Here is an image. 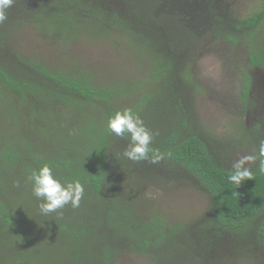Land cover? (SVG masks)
Returning a JSON list of instances; mask_svg holds the SVG:
<instances>
[{
  "label": "trees",
  "instance_id": "1",
  "mask_svg": "<svg viewBox=\"0 0 264 264\" xmlns=\"http://www.w3.org/2000/svg\"><path fill=\"white\" fill-rule=\"evenodd\" d=\"M143 1L13 0L10 12L15 13L16 19L7 28L5 26L0 42L7 38L8 31L26 22L44 32L43 22L48 21L52 32L41 34L54 38L60 45L68 42L69 34L74 37L72 32L79 30H125L128 36L137 34V28L128 26V21L134 11L150 5ZM71 5L75 11L66 17L73 11ZM156 5L157 0L147 12L162 11L183 17L198 40L190 46L192 51L189 55H177L170 52L171 35L161 29L162 37L158 40L163 48L153 43L148 50V57L154 62L151 68L147 65L149 75L144 78L149 90L142 97L127 98V103L131 101L128 108L116 105V96L138 92L145 83L128 84L125 95H121L115 89L126 84L123 81L110 83L97 78L92 81L88 73L79 77L76 72L73 74L76 78L70 77L47 69L38 62L28 70L19 68L21 64L16 62L8 61L3 65L0 58L1 92L16 95L17 103L27 104L31 114L29 125L23 131L25 136L13 142V147L4 145L6 140L0 137V264H35L37 252L40 262L44 254H51L46 249L41 250L48 242L66 243L62 259L55 264H112L129 234L126 229L135 222L133 210L127 207V195L111 190L113 178L117 175L129 179L143 177L144 183L158 177L163 180L172 178L178 183L192 185L209 201L208 210L186 227L187 236H191L188 241H172L175 232L184 230L183 225L168 230L161 226V221L158 225L156 220H139L136 223L139 224L136 232L140 235L136 236V241H129V248L150 258L151 264H158L157 258L164 252L161 247L164 244L169 254L173 251L186 264H241L245 260L264 264V171L259 166V146L264 141V114L259 125L243 130L241 141L252 144L257 159L252 168L253 179L237 187L229 180L233 165L230 159L234 157L229 153L233 149L231 143L226 141L228 144H225L224 139L198 126L195 113L189 106L192 105V96L198 91L191 81L189 59L203 42L224 38L237 43L239 38H245L243 35H249L259 22L264 21V0H260L259 9L249 17L240 19L233 13L229 21L222 0H163L161 5ZM25 14H30V17ZM146 41L148 47L150 39L146 37ZM13 55L16 61L21 62L17 55ZM254 60V57H249V67L264 69V59L261 65H254ZM26 63L22 62V65H28ZM35 73L40 78H36ZM244 81L242 100L246 104L247 75ZM157 84L161 85L158 92ZM32 89L40 91L43 98L32 97ZM159 96L164 100L158 102ZM33 100L40 101V106L36 107ZM50 101L58 102L59 105L53 106L55 108L66 103H76L84 109L89 104L95 105L104 111L108 122L117 111L131 109L144 125H149V118L144 120L139 113L148 114V111L158 108L164 111H159V133L153 136L148 158L134 162L124 156L130 142L128 136L117 137L109 131L98 143H92L77 135L65 134L62 128L56 132L51 126L50 132L42 121V113L55 109L49 106ZM51 134L53 140L49 141ZM27 138L29 143L23 145ZM48 142L50 145L47 146ZM45 146L49 148L50 158L33 155V148L45 149ZM30 153L33 156L28 159ZM156 155L163 158L153 162ZM45 164L53 169L62 183L78 180L84 186L79 207L73 208L68 204L47 215L40 212L39 202L32 194L30 177L33 171H38ZM17 190L29 197L27 208L14 207L11 197ZM42 202L40 200V204ZM23 209L29 210L25 213ZM107 209H117L119 213L109 216L106 215ZM102 225L110 227L112 232L107 234ZM45 227L48 229L44 237H40L39 232ZM9 247L15 251L7 255ZM24 250L25 253L22 252ZM19 252L22 253L17 255Z\"/></svg>",
  "mask_w": 264,
  "mask_h": 264
},
{
  "label": "rangeland",
  "instance_id": "2",
  "mask_svg": "<svg viewBox=\"0 0 264 264\" xmlns=\"http://www.w3.org/2000/svg\"><path fill=\"white\" fill-rule=\"evenodd\" d=\"M162 1L157 0L156 7L161 5ZM155 2L156 0H144L143 3L150 5L142 6L139 11L136 10L131 14L128 26L133 25L137 28L138 33H131L129 36L125 30L122 32L79 30L72 32L74 37L69 34L68 42L60 45L54 38L43 36L41 34L43 30L33 27L30 22L15 29L12 25L13 30L8 31L7 38L0 42V58L3 59V65H6L8 61L16 62V64H21L19 68L25 67L28 70H31L32 65L38 62L47 69L70 77H75L73 74L76 72L79 77L88 73L92 81H95V78L110 83L123 81L126 84L116 86L118 90L115 89V91L121 92V95H125L126 85L145 83V86H142L138 92L135 90L126 96H116V105L128 108L131 101L127 103V98L142 97L149 90L144 78L149 75L147 65L151 68L154 62L152 63L151 57H148V50L153 43L163 48L158 40L162 37L161 29L171 35L170 52L174 51L177 55L184 53L189 55L192 51L190 46L198 40L197 35L192 34L190 24L183 17L172 16L162 11L149 14L147 11H150ZM222 2L227 21H229L233 18V13L240 19L249 17L259 9L260 0H222ZM10 9L12 8L7 10V21L0 24V36L5 33L7 26L16 19L15 13H11ZM70 9L73 11L66 17H70L75 11V7L72 5ZM25 16L30 17V14H25ZM44 23L43 33H51L52 27L49 22ZM243 36L245 38H239L237 43H231L224 38L218 41L203 42L200 49L189 59L191 81L198 89L191 98L192 105L189 106L195 113L199 122L198 126L209 134L224 139L225 144L231 143L230 147L233 149L229 153L234 154V157H231L230 163H235L245 155L256 156L252 144L246 141L242 142L241 139L244 137V128L250 129L259 125V120L264 114V69L249 67L250 56L255 59L254 65H261V60L264 59V21L259 22L249 35ZM146 37L150 39L148 47L145 44ZM13 54L17 55L21 62L16 61ZM22 62H27L28 65H22ZM245 75L249 78L246 104L242 100ZM34 76L40 78L37 73ZM156 87L158 92L161 85L157 84ZM32 90H34L33 96H29L43 98L40 91ZM16 99L17 96L13 93H10L9 96V93L6 91L2 93L0 90V137L6 140L4 145L11 147H13V142L25 136L23 131L28 127L31 119L30 108L28 109L25 103H17ZM71 99L76 101L75 98ZM161 100L163 101L164 98L157 97L158 102ZM33 101L36 107L40 106V101ZM48 103L51 108L58 104L57 101ZM159 111H164V109L148 111V114L139 113L144 120L149 118L147 121L149 125L145 126L153 133V136L159 133L157 126ZM103 112L91 104L84 109L79 104L66 103L65 106H58L52 111L48 110L42 113V121L49 127L50 132H52L51 126H54L56 132L62 128L65 134L77 135L83 141L98 143L101 137L110 131ZM52 118L54 124H52ZM52 136L53 134L49 136V141L53 140ZM28 143V138L23 141V145ZM48 145L50 142L47 143ZM47 146L45 149L33 148L35 152L33 155H39L45 159L50 158ZM123 146L125 147V143ZM31 153L28 159L33 156ZM255 162L249 165L251 169ZM133 184L136 186H132ZM115 189L129 198L127 207L133 210L135 222L126 229L129 234L123 240L124 246L112 264H151L150 258L137 253L134 248H129V241H136V236L140 235L139 232H136L139 226L136 223L139 220L149 222L156 220V225L161 221V226L168 230L170 227L183 225L184 230L175 232L172 241H188L191 240V236H187L186 227L197 221L209 208V201L205 195L196 192L192 185L178 183L172 178L163 180L158 177L149 183H144L143 177L129 179L117 175L113 178L111 187V190ZM11 199L17 209L27 208L30 204L29 197L21 190L14 192ZM37 200L40 205V200ZM28 210L23 209L25 213ZM118 213L117 209H107L106 215L113 216ZM102 226L107 234L112 232L110 227ZM47 229L48 227H45L39 232V236L44 237ZM31 234L34 235L33 232ZM161 247L164 252L157 258L158 264H186L180 256H175L173 251L169 254L165 244ZM65 248L66 243H46L41 250L46 249L51 254H44L39 262L40 254L37 252L35 264L58 262L62 259ZM14 251L15 249L10 250L9 247L6 254ZM22 252L25 253V250ZM241 264H252V262L245 260Z\"/></svg>",
  "mask_w": 264,
  "mask_h": 264
},
{
  "label": "clouds",
  "instance_id": "3",
  "mask_svg": "<svg viewBox=\"0 0 264 264\" xmlns=\"http://www.w3.org/2000/svg\"><path fill=\"white\" fill-rule=\"evenodd\" d=\"M13 0H0V24L7 21V10L12 6ZM109 130L117 137L128 136L129 145L124 156L134 162L148 158L151 151L150 145L153 133L144 125V122L131 109L117 111L109 119ZM260 169L264 171V141L259 146ZM162 155H156L153 162L162 159ZM254 155H245L232 165L229 180L239 187L242 182L252 180L253 172L249 165L256 161ZM33 183L32 194L43 202L39 205L43 215L55 212L65 205L71 204L73 208L80 206L84 196V186L77 180L75 182L62 183L54 173L53 169L45 164L38 171H33L30 177Z\"/></svg>",
  "mask_w": 264,
  "mask_h": 264
}]
</instances>
